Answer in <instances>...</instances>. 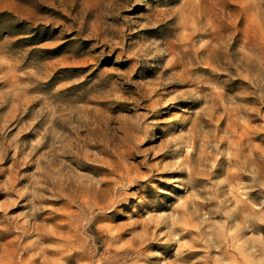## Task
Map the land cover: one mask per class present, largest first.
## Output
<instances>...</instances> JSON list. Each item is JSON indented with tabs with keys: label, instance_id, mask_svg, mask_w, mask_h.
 I'll list each match as a JSON object with an SVG mask.
<instances>
[{
	"label": "rangeland",
	"instance_id": "1",
	"mask_svg": "<svg viewBox=\"0 0 264 264\" xmlns=\"http://www.w3.org/2000/svg\"><path fill=\"white\" fill-rule=\"evenodd\" d=\"M0 264H264V0H0Z\"/></svg>",
	"mask_w": 264,
	"mask_h": 264
},
{
	"label": "bare ground",
	"instance_id": "2",
	"mask_svg": "<svg viewBox=\"0 0 264 264\" xmlns=\"http://www.w3.org/2000/svg\"><path fill=\"white\" fill-rule=\"evenodd\" d=\"M184 85V84H183ZM142 98V97H141ZM143 98H145V96H143ZM130 130V129H129ZM137 130V129H136ZM126 133V132H125ZM139 133V131L137 132V134ZM133 134V133H132ZM136 134V133H135ZM136 134V135H137ZM132 136V135H131ZM135 140V137L133 136V141ZM133 144V143H132ZM167 166V165H166Z\"/></svg>",
	"mask_w": 264,
	"mask_h": 264
}]
</instances>
